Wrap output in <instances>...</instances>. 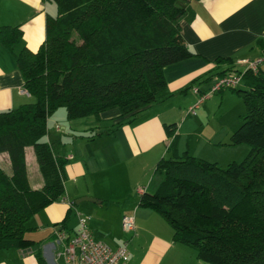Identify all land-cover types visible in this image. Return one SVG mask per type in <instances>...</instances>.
Masks as SVG:
<instances>
[{"label":"trees","instance_id":"16d2710c","mask_svg":"<svg viewBox=\"0 0 264 264\" xmlns=\"http://www.w3.org/2000/svg\"><path fill=\"white\" fill-rule=\"evenodd\" d=\"M49 1L56 12L46 14L37 50L14 53L32 101L0 111V154L10 164L9 173L0 165V250L33 248L38 264H46L41 240L26 237L28 221L63 198L66 165L55 142L43 140L47 118L58 108L68 120L116 108L119 120L90 137L108 135L163 98L166 66L195 55L180 34L187 0ZM20 37L19 25L0 27L9 51ZM258 46L264 52V39ZM215 61L230 66L214 76L241 73L240 86L228 90L242 98L245 112L228 144H248V153L225 167L178 153L176 124H167L170 156L156 163L162 178L153 192L139 194L138 206L166 220L172 240L194 249L195 264H264V72L234 69L229 57ZM28 146L42 179L38 188L27 175ZM74 204L53 224L56 230L73 233L67 223Z\"/></svg>","mask_w":264,"mask_h":264},{"label":"crops","instance_id":"0c3cea01","mask_svg":"<svg viewBox=\"0 0 264 264\" xmlns=\"http://www.w3.org/2000/svg\"><path fill=\"white\" fill-rule=\"evenodd\" d=\"M181 5L185 11L179 19L180 34L195 55L164 68L166 81V87L162 92L164 99L146 106L131 123L118 126L108 135L90 137L111 128L119 120L117 117L119 111L116 108L103 111L98 117L91 115L71 120L66 118L64 112L68 131H65L64 125L59 126L55 121V125L50 128V119L58 113L57 110L47 118L46 140L55 142V147L57 143L61 144L67 140L71 146L69 149L66 147L57 149V152L66 158L64 193L66 181L73 183L75 189H79L82 188L79 184L81 180L85 182L87 188L84 191L79 189L80 192L73 198L68 195L70 191L67 190L68 194L65 193L62 199L49 204L29 219L31 229L27 232L30 235L26 237L41 240L40 251L46 264H63V260L57 255L59 247L53 245L56 242L54 234L56 229L53 224L64 217L72 203L69 200L77 204L76 200L89 196L96 200L95 203L101 204L106 198L101 194L108 190L117 193V199L127 202L130 206L127 211L131 213L125 209L118 211L115 219L117 225L121 224L123 215L133 216L135 223L134 233L125 232L130 235V240L125 238L122 241L123 238L120 239L109 232L104 233L105 237L110 236L109 240L113 242V246L110 247L114 248L127 241L128 249L131 239L132 241L136 239L137 243H142L145 239L144 246H137L136 243L135 248L144 252L137 264H157L166 251L177 244L172 240V228L166 220L146 212L145 209L148 208L138 206L140 193L137 189L142 188V191L151 193L162 178L158 176V179H155V173L151 171L155 169L158 160L168 153L170 138L167 137L165 125L176 124L178 153L187 151L194 157L213 160L212 162L219 165L235 160L233 158L235 154L232 152L235 148H229L231 146L228 144L230 134L235 128L223 126L214 129L209 126L207 119L205 120L211 105L227 97L221 96L224 90L217 92L220 93L218 99L214 97L217 94L215 93L202 102L194 115H187L186 110L199 96L192 88L207 90L215 73L230 66L225 61L216 62L215 58L229 57L234 69L244 70V65L236 63L238 59H254L262 54L258 41L264 39V0H187L182 1ZM55 12L56 6L49 0H0V27L19 25L21 29V37L14 44L12 51L0 43V111L31 101L28 94L21 92L23 79L16 66L14 53L22 47L36 51L45 36L46 14L54 15ZM258 70L264 72V60L258 65ZM209 76L211 77L207 80ZM176 95H179V100L170 102V97ZM190 116L194 118H188ZM86 117H93L94 120H85ZM108 121L111 125L101 129ZM50 133L53 134V138L49 137ZM241 149L242 152L245 150ZM25 156L27 166L31 157L27 149ZM0 158L5 159L4 166L10 167L6 153H1ZM126 163L131 165L129 174L134 172L136 178L140 176L137 181L133 180L126 188H122L117 180L112 183L105 182V173L113 169L119 174L128 173V170H125ZM91 178L103 179L102 181L106 183L98 190L100 194H93L96 189L89 191L87 180ZM114 184L116 186H113ZM30 185L38 188L42 185V179L37 177ZM134 185L137 186L134 188ZM76 226L77 221L73 222L69 217L67 230L72 231ZM88 227L92 235L95 234L90 225ZM128 251L130 252L129 249ZM134 252L136 253V249ZM0 264L38 262L33 248L3 249L0 250Z\"/></svg>","mask_w":264,"mask_h":264},{"label":"rangeland","instance_id":"374dc122","mask_svg":"<svg viewBox=\"0 0 264 264\" xmlns=\"http://www.w3.org/2000/svg\"><path fill=\"white\" fill-rule=\"evenodd\" d=\"M180 1L177 0L176 3H179ZM239 87V86H238ZM226 95L227 97L223 100V101H219L217 100L216 102H214L211 105V108L209 110V112H207L206 116H205V120L207 119V122L209 123V126L211 128H221V127H232V128H236L239 126V124L241 123V115L244 114L245 112V107H244V103L242 101V98L240 96H238L237 94L229 91L228 89H224V91L222 92L221 96ZM179 95H176L174 97H170L169 101L170 102H174L176 100H179ZM215 98H219L220 97V93H217L215 96ZM32 101V99H31ZM208 101V100H207ZM57 112L55 114V116H53L50 119V123L49 126L50 128L53 127L54 121L56 123H58V125H64V127H66L65 121L67 120L65 118V116L63 115L65 112L64 108H58ZM62 114V115H61ZM93 117H86V119L88 120H94ZM188 118H194V116H190ZM111 123L110 121L106 122L101 129H105V127L110 126ZM64 131V130H63ZM65 131L67 130V127L65 128ZM49 137H54L53 134L50 133ZM46 137H43V140H45ZM88 141V140H87ZM92 146V145H91ZM231 147L229 148H235L232 149V152H234L235 156L233 157L235 160L234 161H240L241 159H243L245 157V155L248 153L250 147L248 144H241V145H229ZM239 146V147H237ZM241 146V147H240ZM63 147H66L67 149H69L70 146V142H68L67 140L62 141L61 144L57 143V147L55 148V150H61ZM78 147V146H77ZM241 148H245V150L242 152ZM27 151L31 154V157L29 158L28 162H27V175L28 178L30 180L31 183H34V179L35 178H41L39 171H38V167H37V163L34 159V155H33V149L31 146L26 147ZM80 149H82V145L80 147ZM229 150V149H228ZM239 150V151H237ZM66 151V150H65ZM237 151V152H236ZM170 153L168 152L164 158H169ZM4 161L5 159L0 158V165L1 167L7 171L8 173L10 172V167L9 165L4 166ZM208 161V160H207ZM213 161V160H212ZM135 163L137 162V159H135L134 161ZM139 162V161H138ZM223 163V162H222ZM9 164V162H8ZM227 163L221 164L222 167H225ZM127 167H126V171L128 170V173H124L121 172L120 174L118 173L117 170H111L106 172V176L105 182H110L112 183V181L117 180L120 184V186L122 188H126L127 185H131V183L133 182V180H138L137 177L134 176V172H132L131 174H129V170L131 171L130 166L126 163ZM133 167V165H132ZM134 168V167H133ZM124 170V171H125ZM151 173H155V179H158L159 177H162V174L159 170H155L153 169L151 171ZM128 174V175H127ZM135 178V179H134ZM103 179H88V188L89 191H94L93 194H97L99 193V189H101V187H104V184H106L104 181H102ZM92 182V184L90 183ZM122 182V183H121ZM73 183L66 181L65 186V193L68 194V191H70V194H68L70 197H74V195L79 191V189L81 190H86L87 187H85V182H82L80 180L79 184L82 188L79 187V189H75L74 186L72 185ZM113 186H116V184H114ZM137 185H134L133 187L135 188ZM132 187V188H133ZM68 190V191H67ZM65 193L63 195V197L65 196ZM100 194V193H99ZM77 195V194H76ZM103 197H106L105 200L101 203H95L93 201H88V200H81L79 203L74 204L71 208V220L74 222L75 220L77 221V212L80 213L82 216L87 217L88 218V225H90V227L92 228V231L95 232V234H93V237L96 239H101L103 242H105L107 245L109 246H113V242H111L109 240L110 236H108L109 238L105 237L104 233L109 232L113 235H116L118 237H120V239H122V241L127 238L128 240L130 235L125 233L121 227V224L118 226L115 219L117 216L118 211L125 209L127 211L128 208H130L129 204L126 202H121L119 201L117 198V193L114 192H110L108 190V192H104ZM106 195V196H104ZM89 197V196H87ZM69 201H73V200H69ZM147 210L146 212H151V214H156L155 216H158L159 218L164 219L160 214L153 212L149 209H145ZM129 212V210L127 211ZM131 213V212H129ZM127 214V213H125ZM157 217V218H158ZM165 220V219H164ZM29 225V222H28ZM90 229V228H89ZM97 230V231H96ZM27 234V232H26ZM25 234V235H26ZM30 234H27L26 236H28ZM145 241V239L142 240V243H137L136 239H131L130 244H129V250L128 254H127V260L126 263L127 264H137V262H139L142 258V255L144 254L143 251H140L138 248L136 247V243L137 246H144L145 243H143ZM148 241V240H147ZM59 244V243H58ZM56 242L53 243L54 247L60 249V246L58 245ZM127 249V250H128ZM134 249H136V253L134 252ZM6 254V253H5ZM196 257H195V251L192 247L181 244V243H177L176 245H173L172 247L169 248V250L166 251V253L160 258L159 262L157 264H195L196 263Z\"/></svg>","mask_w":264,"mask_h":264},{"label":"built area","instance_id":"2783aa9c","mask_svg":"<svg viewBox=\"0 0 264 264\" xmlns=\"http://www.w3.org/2000/svg\"><path fill=\"white\" fill-rule=\"evenodd\" d=\"M264 60V52L254 59L240 58L237 64L245 66L244 70H251L253 73L258 71V65ZM243 70V71H244ZM241 84L240 72H228L216 75L205 91H200L198 87L192 90L198 93L197 101L186 110L187 115H194L199 105L213 94L224 89L236 88ZM22 93L28 94L25 89ZM139 193L142 188L137 189ZM121 227L124 232H135L134 218L131 215H123ZM56 242L60 244L57 255L63 260V264H126L127 260V241L116 247H110L105 242L93 237L89 227L88 218L77 213V226L73 233L69 234L65 230L55 231Z\"/></svg>","mask_w":264,"mask_h":264},{"label":"water","instance_id":"95a60500","mask_svg":"<svg viewBox=\"0 0 264 264\" xmlns=\"http://www.w3.org/2000/svg\"><path fill=\"white\" fill-rule=\"evenodd\" d=\"M81 200H88V201H93V202L96 201L94 198L83 197V198H79L78 200H76V203H79Z\"/></svg>","mask_w":264,"mask_h":264}]
</instances>
